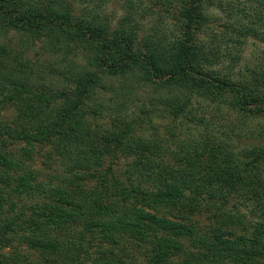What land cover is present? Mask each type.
<instances>
[{"label": "trees", "instance_id": "1", "mask_svg": "<svg viewBox=\"0 0 264 264\" xmlns=\"http://www.w3.org/2000/svg\"><path fill=\"white\" fill-rule=\"evenodd\" d=\"M250 41L264 0H0V264H264Z\"/></svg>", "mask_w": 264, "mask_h": 264}, {"label": "rangeland", "instance_id": "2", "mask_svg": "<svg viewBox=\"0 0 264 264\" xmlns=\"http://www.w3.org/2000/svg\"><path fill=\"white\" fill-rule=\"evenodd\" d=\"M111 1V4L112 6H115L116 8L118 7V0H110ZM38 44L36 45V47L33 49V51H30L29 52V55L32 56L31 60H33V53L39 51L38 49ZM264 45L261 44V43H258L256 41H250L248 44H247V47L245 49V57L248 58L250 57L251 54H253L255 51H257L256 49H261L263 48ZM47 58H45V56L41 57V58H38L37 60L39 61V63L43 64V66H47V61H46ZM34 61V60H33ZM142 92H139L140 94V99L142 100H145L144 96L141 94ZM245 212V211H244Z\"/></svg>", "mask_w": 264, "mask_h": 264}]
</instances>
